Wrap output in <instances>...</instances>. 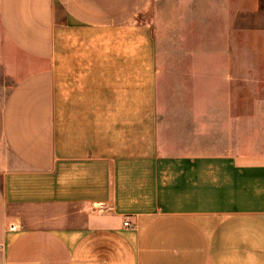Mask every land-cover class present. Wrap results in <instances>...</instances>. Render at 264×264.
Listing matches in <instances>:
<instances>
[{
	"label": "crops",
	"instance_id": "crops-1",
	"mask_svg": "<svg viewBox=\"0 0 264 264\" xmlns=\"http://www.w3.org/2000/svg\"><path fill=\"white\" fill-rule=\"evenodd\" d=\"M158 1L0 0V264H264V152L167 116L264 81V3Z\"/></svg>",
	"mask_w": 264,
	"mask_h": 264
},
{
	"label": "rangeland",
	"instance_id": "rangeland-1",
	"mask_svg": "<svg viewBox=\"0 0 264 264\" xmlns=\"http://www.w3.org/2000/svg\"><path fill=\"white\" fill-rule=\"evenodd\" d=\"M163 3L159 0L154 8L162 10ZM160 47L159 52H164ZM196 83L195 80L160 81L162 87H195ZM208 99L211 100V94L205 96V103ZM219 100L220 104L214 107L209 101L202 113L197 112L196 120L195 113L175 110L167 114L173 123L181 124L184 132L189 127L195 133L190 137L191 144L177 146L200 151L264 152V81L253 80L251 87L243 82L221 81Z\"/></svg>",
	"mask_w": 264,
	"mask_h": 264
},
{
	"label": "built area",
	"instance_id": "built-area-1",
	"mask_svg": "<svg viewBox=\"0 0 264 264\" xmlns=\"http://www.w3.org/2000/svg\"><path fill=\"white\" fill-rule=\"evenodd\" d=\"M124 223H125V225H131L132 224L130 220H125ZM12 227H13V225H12Z\"/></svg>",
	"mask_w": 264,
	"mask_h": 264
}]
</instances>
